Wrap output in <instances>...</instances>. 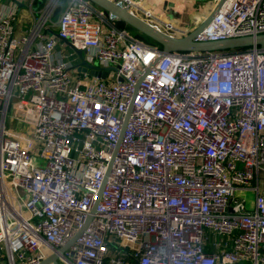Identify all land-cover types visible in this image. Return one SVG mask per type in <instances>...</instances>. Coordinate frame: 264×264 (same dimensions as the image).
Segmentation results:
<instances>
[{
	"label": "built area",
	"instance_id": "built-area-1",
	"mask_svg": "<svg viewBox=\"0 0 264 264\" xmlns=\"http://www.w3.org/2000/svg\"><path fill=\"white\" fill-rule=\"evenodd\" d=\"M25 1L0 0V264H264V49L149 69L161 49L87 0L56 21L47 0L21 30ZM217 11L194 41L264 33V0ZM61 41L115 71L79 72Z\"/></svg>",
	"mask_w": 264,
	"mask_h": 264
},
{
	"label": "water",
	"instance_id": "water-1",
	"mask_svg": "<svg viewBox=\"0 0 264 264\" xmlns=\"http://www.w3.org/2000/svg\"><path fill=\"white\" fill-rule=\"evenodd\" d=\"M93 7L98 10H102L111 19L116 22H123L127 27L134 31L139 32L145 37L149 38L153 43H156L161 49V55L157 56L155 62L149 66L151 69L156 61L163 55H168L173 52H196V53H209L217 51H228L231 49H246V47L257 46L264 49V33L257 35H245L243 37H233L227 38L225 40L209 41V42H197L193 40V37L202 31L211 19L218 12L217 10L222 6L226 0H218L212 12L206 17L198 26L193 28L191 32L186 35H170L158 28L153 27L145 20L141 19L137 15L129 13L125 8L122 7L120 3H114L111 0H87ZM78 57V64L74 67L81 73L87 72L92 77H97L99 79H104L109 71H115V68L106 67L98 68L93 64H89L85 61L83 57V52L75 50ZM120 80V78H119ZM104 182L107 180V175H105ZM74 239L70 240L66 245L68 247ZM51 259H53L51 257ZM49 259V260H51ZM47 262V261H45ZM43 262L42 264H44Z\"/></svg>",
	"mask_w": 264,
	"mask_h": 264
},
{
	"label": "crops",
	"instance_id": "crops-1",
	"mask_svg": "<svg viewBox=\"0 0 264 264\" xmlns=\"http://www.w3.org/2000/svg\"><path fill=\"white\" fill-rule=\"evenodd\" d=\"M44 2L42 0H26L20 6L17 26L21 30L30 25L32 14ZM217 2L218 0H146L144 6L155 13L162 22L169 21L177 30L191 32L209 16ZM157 23L159 24V21ZM55 50L58 55H66L64 59L70 65L78 64L76 52H71L65 42H59Z\"/></svg>",
	"mask_w": 264,
	"mask_h": 264
},
{
	"label": "trees",
	"instance_id": "trees-1",
	"mask_svg": "<svg viewBox=\"0 0 264 264\" xmlns=\"http://www.w3.org/2000/svg\"><path fill=\"white\" fill-rule=\"evenodd\" d=\"M42 1H45V0H42ZM66 1L67 0H60L59 1V6L53 11V14H52V20L53 21H56L57 20V18H58V14H59V12L63 9V7L65 6V4H66ZM42 5V4H41ZM40 5V6H41ZM39 6V7H40ZM116 26H117V28L118 27H121V28H125L126 30H128V31H130V33L134 36V37H138L139 39H141V40H143L144 42H146L147 44H150V45H153V46H158L156 43H153L149 38H147V37H145L144 35H142V34H140L139 32H137V31H134V30H132L131 28H129V27H127L123 22H120V21H118V22H116ZM158 47H160V46H158Z\"/></svg>",
	"mask_w": 264,
	"mask_h": 264
},
{
	"label": "rangeland",
	"instance_id": "rangeland-1",
	"mask_svg": "<svg viewBox=\"0 0 264 264\" xmlns=\"http://www.w3.org/2000/svg\"><path fill=\"white\" fill-rule=\"evenodd\" d=\"M47 0H45L46 2ZM44 2V3H45ZM32 18V17H31ZM68 46V45H67ZM67 48V47H66ZM69 50H71V52L73 51L69 46H68ZM77 56V55H76ZM71 59V58H70ZM14 125H18L21 127V131L25 134L28 135L27 132L29 131V126H27L26 124H24L23 122H16L13 124ZM239 264H245V263H239Z\"/></svg>",
	"mask_w": 264,
	"mask_h": 264
}]
</instances>
